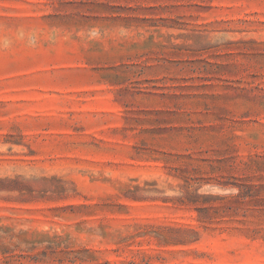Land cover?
Here are the masks:
<instances>
[{"label": "rangeland", "instance_id": "1", "mask_svg": "<svg viewBox=\"0 0 264 264\" xmlns=\"http://www.w3.org/2000/svg\"><path fill=\"white\" fill-rule=\"evenodd\" d=\"M0 264H264V0H0Z\"/></svg>", "mask_w": 264, "mask_h": 264}]
</instances>
